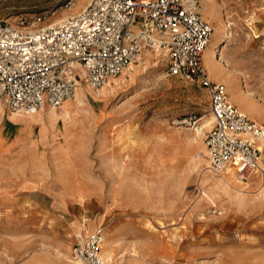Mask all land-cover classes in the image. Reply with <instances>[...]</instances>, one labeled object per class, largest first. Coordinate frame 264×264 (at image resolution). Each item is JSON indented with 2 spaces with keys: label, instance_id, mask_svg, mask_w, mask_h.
Returning <instances> with one entry per match:
<instances>
[{
  "label": "rangeland",
  "instance_id": "374dc122",
  "mask_svg": "<svg viewBox=\"0 0 264 264\" xmlns=\"http://www.w3.org/2000/svg\"><path fill=\"white\" fill-rule=\"evenodd\" d=\"M61 1L0 0V19L41 27L89 2ZM198 1L214 29L207 49L220 44L210 78L264 125V0ZM166 67L148 53L31 117L0 97V264H71L76 235L98 227L118 264H264V176L232 183L210 171L209 91ZM20 117L34 119L22 141L8 122Z\"/></svg>",
  "mask_w": 264,
  "mask_h": 264
},
{
  "label": "built area",
  "instance_id": "2783aa9c",
  "mask_svg": "<svg viewBox=\"0 0 264 264\" xmlns=\"http://www.w3.org/2000/svg\"><path fill=\"white\" fill-rule=\"evenodd\" d=\"M78 1L60 5L71 10ZM198 7V0H89L75 14L41 27L27 26L23 17L18 23L0 19V97L15 113L58 108L75 96L78 81L100 88L151 53L167 59V76L209 91L210 171L232 168L242 182L264 176V125L230 101L224 83L210 78L204 52L214 29ZM104 238L103 227L77 234L71 264H118L104 252Z\"/></svg>",
  "mask_w": 264,
  "mask_h": 264
},
{
  "label": "bare ground",
  "instance_id": "6f19581e",
  "mask_svg": "<svg viewBox=\"0 0 264 264\" xmlns=\"http://www.w3.org/2000/svg\"><path fill=\"white\" fill-rule=\"evenodd\" d=\"M76 7V6H75ZM74 7V8H75ZM73 8V9H74ZM72 10V9H71ZM19 17V16H18ZM68 17V16H67ZM12 18L13 17H9V18H6L5 20H7V21H11L12 20ZM66 18V17H65ZM64 19V18H63ZM62 20V19H61ZM60 21V20H59ZM59 21H56V22H59ZM12 23H15V22H13V21H11ZM56 22H54V23H56ZM33 27H36V26H33ZM213 37V36H212ZM212 40V39H211ZM211 43V42H210ZM209 46V45H208ZM220 48V44L218 43V42H216V41H213L212 42V44H211V46H210V48L209 49H207L206 48V52H204V63H205V66H206V69H207V71H208V74L210 75V72H209V70H208V67H207V64L208 63H210V62H213V58L214 59H217L218 60V53H219V49ZM205 57H206V59H205ZM141 59V58H140ZM206 60V61H205ZM207 63V64H206ZM133 65H134V63L133 64H131L130 65V67H129V69L131 70L132 68H133ZM129 69H127V70H129ZM84 72H82V74H83ZM125 73V71L123 72V74ZM79 83H80V81H78V85H79ZM111 83V81L110 82H108L107 83V85L108 84H110ZM81 89V88H80ZM77 90V89H76ZM79 90V89H78ZM81 93L82 92H78V94L76 95V96H78L77 98H79L80 99V95H81ZM82 96V95H81ZM232 97H233V99L235 100V101H239L238 99V96L236 95V94H234L233 95V93H232ZM79 99H77V100H79ZM242 112H245V108H242ZM203 128V127H202ZM203 129H200L199 130V136L200 135H202L203 134ZM261 143V142H260ZM259 143V144H260ZM262 145L260 146V147H263L264 146V142L262 141V143H261ZM233 177H235V179H236V181L238 182V183H240V182H242V181H239L238 179H237V177H236V175H235V172H234V169H232V168H230V169H228L227 170V178H228V181L229 182H232V178ZM233 183V182H232ZM243 183H246V182H243ZM230 184V183H229ZM231 185V184H230Z\"/></svg>",
  "mask_w": 264,
  "mask_h": 264
},
{
  "label": "crops",
  "instance_id": "0c3cea01",
  "mask_svg": "<svg viewBox=\"0 0 264 264\" xmlns=\"http://www.w3.org/2000/svg\"><path fill=\"white\" fill-rule=\"evenodd\" d=\"M221 62H210L208 63V67L213 71L215 72L218 67L220 66ZM211 78L213 80H216V77L213 76V75H210ZM219 78V77H218ZM220 79V78H219ZM27 116H34V114H30L28 113ZM34 121V119H30V118H27V117H20V118H15V119H10L9 122V127L11 129H14V128H21L22 131L20 132V136L18 137L19 140H23L25 138H28L30 136V133L26 130H24L25 128H30L31 127V123ZM6 126H4V128H6ZM264 147V146H263Z\"/></svg>",
  "mask_w": 264,
  "mask_h": 264
}]
</instances>
